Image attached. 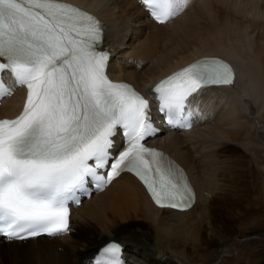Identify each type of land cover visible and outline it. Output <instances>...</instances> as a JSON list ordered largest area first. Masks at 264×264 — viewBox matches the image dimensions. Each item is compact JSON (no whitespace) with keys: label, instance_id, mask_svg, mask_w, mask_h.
Listing matches in <instances>:
<instances>
[{"label":"bare ground","instance_id":"6f19581e","mask_svg":"<svg viewBox=\"0 0 264 264\" xmlns=\"http://www.w3.org/2000/svg\"><path fill=\"white\" fill-rule=\"evenodd\" d=\"M63 1L104 22L103 43L113 54L107 72L115 80L144 90L201 56L231 60L237 78L210 97H195L198 116L189 132H162L153 140L194 187L188 211L156 209L138 183L121 174L73 210L68 235L0 238V264H88L110 240L142 264L226 262L259 193L250 189L252 179L264 182V0H189L177 18L159 26L134 0ZM20 102L18 93L4 100L0 118L12 116ZM238 251L237 264H264L263 254ZM124 264L137 263L125 258Z\"/></svg>","mask_w":264,"mask_h":264},{"label":"snow or ice","instance_id":"6c2138e0","mask_svg":"<svg viewBox=\"0 0 264 264\" xmlns=\"http://www.w3.org/2000/svg\"><path fill=\"white\" fill-rule=\"evenodd\" d=\"M139 3L164 24L189 0ZM102 41L101 22L63 0H0V98L27 89L22 112L0 119V237L68 232L74 192L90 180L103 188L122 172L135 174L161 208L192 206L195 195L183 171L143 143L158 132L149 101L109 79ZM233 80L226 61L201 58L155 86L158 110L170 126L188 127L195 97ZM118 133L127 146L113 155ZM120 253L121 245L110 242L96 264H122Z\"/></svg>","mask_w":264,"mask_h":264},{"label":"rangeland","instance_id":"374dc122","mask_svg":"<svg viewBox=\"0 0 264 264\" xmlns=\"http://www.w3.org/2000/svg\"><path fill=\"white\" fill-rule=\"evenodd\" d=\"M257 178V175L253 179L250 175H248V180H255V185L252 184L250 186V189L253 188V190L255 191L258 190L259 196H257L258 194L253 195L255 204L253 209L250 211L249 219L243 224L242 229L239 231V233L235 235L236 241H238L235 245L236 247L232 248L230 254L225 258L226 262H222L219 260L215 261L214 259H212V261L214 260V262H212L211 264H237V255H239L238 250L245 248H247V250L249 251L250 256L257 257L258 254L264 255V182L262 179ZM218 249L219 248H216V251ZM125 258L132 263H143V261L137 259L131 253L129 254V256L125 255Z\"/></svg>","mask_w":264,"mask_h":264}]
</instances>
